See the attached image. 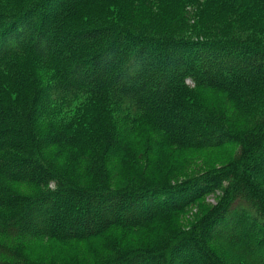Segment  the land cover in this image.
<instances>
[{
	"label": "trees",
	"instance_id": "obj_1",
	"mask_svg": "<svg viewBox=\"0 0 264 264\" xmlns=\"http://www.w3.org/2000/svg\"><path fill=\"white\" fill-rule=\"evenodd\" d=\"M94 1L24 0L0 13V264H35L37 243L113 229L156 241L112 264H226L215 241L264 264V0H186L252 31L199 39L87 25ZM24 55L31 68L14 77L10 60ZM8 88L24 91V107ZM228 145L239 149L220 170L147 179L170 150ZM224 183L220 202L160 239Z\"/></svg>",
	"mask_w": 264,
	"mask_h": 264
},
{
	"label": "rangeland",
	"instance_id": "obj_2",
	"mask_svg": "<svg viewBox=\"0 0 264 264\" xmlns=\"http://www.w3.org/2000/svg\"><path fill=\"white\" fill-rule=\"evenodd\" d=\"M199 4H206L205 0H198ZM24 0H0V13H10L18 9ZM215 3L199 7L186 0H95L93 10L86 17L87 25L106 27H123L141 36L156 38H195L199 37H231L235 31L252 32L247 29L229 27L225 18L219 17V11L214 8ZM10 15V14H8ZM255 35L264 39L261 29ZM10 67L14 77L30 66V59L24 55L12 58ZM9 76L11 74L9 73ZM48 79V74L44 73ZM45 83V82H44ZM15 107H24V91L15 88L7 89L6 98ZM149 130L141 132L143 142L149 136ZM238 145H228L209 150H173L158 157L147 172V179L167 183H176L184 178L199 176L211 170H220L231 163L238 152ZM119 186L126 184L124 179L118 180ZM221 189L206 195L198 206L188 208L177 215L175 222L168 221L167 228L161 238L174 235L185 230L200 219L212 205L221 201L227 183ZM118 187V186H117ZM117 229L107 232L99 239L83 241H59L47 239L37 243L30 252L35 264H112L117 253H124L126 249H136L150 245L156 241L151 232L143 231L140 237H129L121 240L114 238ZM162 239V240H163ZM213 248L226 264H250L235 248L226 246L221 241H215Z\"/></svg>",
	"mask_w": 264,
	"mask_h": 264
},
{
	"label": "bare ground",
	"instance_id": "obj_3",
	"mask_svg": "<svg viewBox=\"0 0 264 264\" xmlns=\"http://www.w3.org/2000/svg\"><path fill=\"white\" fill-rule=\"evenodd\" d=\"M6 45V44H5ZM188 77V76H187Z\"/></svg>",
	"mask_w": 264,
	"mask_h": 264
}]
</instances>
